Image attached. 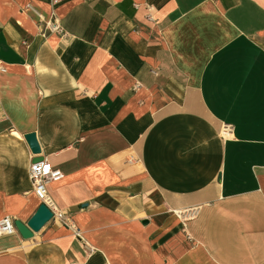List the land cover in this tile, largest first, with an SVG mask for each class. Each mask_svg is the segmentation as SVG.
<instances>
[{
    "label": "crops",
    "instance_id": "obj_1",
    "mask_svg": "<svg viewBox=\"0 0 264 264\" xmlns=\"http://www.w3.org/2000/svg\"><path fill=\"white\" fill-rule=\"evenodd\" d=\"M31 133L80 236L0 264H264V0H0V221L42 204Z\"/></svg>",
    "mask_w": 264,
    "mask_h": 264
},
{
    "label": "built area",
    "instance_id": "obj_2",
    "mask_svg": "<svg viewBox=\"0 0 264 264\" xmlns=\"http://www.w3.org/2000/svg\"><path fill=\"white\" fill-rule=\"evenodd\" d=\"M151 17V15H149ZM52 32L57 33L62 38L67 37V33L62 27L56 23L50 25ZM232 130L230 125H225L223 133H228ZM63 178V174L60 170L54 169L48 161H42L39 163H32L30 166V179L34 186V192L42 204H45L53 213L52 220L58 221L62 226L74 230L76 236H80V231L76 227L73 220L68 217L67 213L56 208L55 203L50 198L48 193V186L53 183L60 181ZM195 211L181 213L180 215L185 218L193 217ZM51 220V221H52ZM17 233V228L13 219L5 218L0 221V238L6 236H12ZM93 250L90 249V252Z\"/></svg>",
    "mask_w": 264,
    "mask_h": 264
},
{
    "label": "water",
    "instance_id": "obj_3",
    "mask_svg": "<svg viewBox=\"0 0 264 264\" xmlns=\"http://www.w3.org/2000/svg\"><path fill=\"white\" fill-rule=\"evenodd\" d=\"M25 139L27 140L32 153L36 156L33 163L42 162L44 159L41 156L42 151L36 134H27ZM52 218L53 213L51 210L45 204H41L27 224L15 221V226L24 239H31L34 237V234L40 232L52 220Z\"/></svg>",
    "mask_w": 264,
    "mask_h": 264
}]
</instances>
